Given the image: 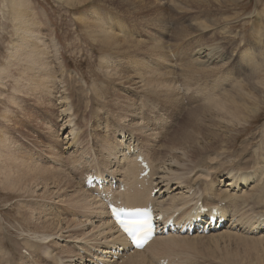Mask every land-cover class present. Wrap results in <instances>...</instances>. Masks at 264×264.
<instances>
[{
	"label": "bare ground",
	"instance_id": "6f19581e",
	"mask_svg": "<svg viewBox=\"0 0 264 264\" xmlns=\"http://www.w3.org/2000/svg\"><path fill=\"white\" fill-rule=\"evenodd\" d=\"M57 1L65 6L74 2ZM9 3L6 8H2V13H6L8 17L14 38L10 42L11 55L7 66L21 68L12 89L13 98L34 101V104L41 105L46 110L58 108L64 121L61 130H67L62 140L63 150L67 151L64 161L58 158L54 149L49 150V155H52L49 161L60 163V167L40 166L34 158L25 159L23 153L12 146L10 139L0 130V187L3 191L23 198L22 206H19L17 212L22 215L27 237L40 243L33 242V246L36 244L37 248L39 245L38 256L43 258L42 261L48 264H85L88 256H91V250L98 251L106 259L123 249V238L110 221L106 205H102L100 200L84 190L75 174L81 169L86 172L91 167H99L100 171L97 168V172L109 173L130 186L138 170L121 151L129 144V140L134 142L136 136L143 144L138 148L149 169V178L143 190L127 185L120 194L112 190L120 196L121 200L117 202L121 206L128 207L126 203L139 206L154 189H158L154 206L163 217L166 213L173 216L176 212L185 217V208L189 210V205L198 201L209 208L221 206L224 216L230 217L227 225L219 232L207 235L209 238L202 240L199 235L155 237L144 250L132 251L127 248L129 254L107 259V264H146L139 257L150 255L148 258H153L151 254L154 255L159 246L163 247L162 244L174 239L190 240L196 252L211 257L229 239L264 243V229L261 228L264 213L257 214L252 209L254 198L259 204L264 203V160H261L264 156V139L262 143L256 142V145L255 138L242 139L257 113V108L252 104L254 92L264 89V58L258 64L259 70L253 78L245 76L248 68L251 67L250 71L256 63L253 58L244 59L248 50L241 54L243 61L235 77H228L227 69L223 70L228 58L223 60V52L216 49L217 46L205 53L203 46L198 45L191 51L189 61L175 60L174 63H169L164 55L166 47L152 35L148 39L151 41L143 42L123 36L121 30L110 31V25L107 28V24L99 20L98 15L95 14L96 18H92L91 14L95 11L90 9L86 14L77 15V19L95 48L100 52L101 48H105L104 51L109 50L106 51L108 54L112 50H131L136 47L135 44H142L149 57L146 58L154 61V64L142 62L138 64L140 68L134 67L130 71L97 64L103 80L109 83V90L105 87L106 84L100 83L98 89L91 93V89L89 92L85 87V79H78L81 94L79 105L83 112H75L74 105L78 102L72 93H66L63 80L52 72L48 61L50 49L56 53L55 39L48 41L43 38L25 0H10ZM123 9L125 10L122 12L133 15L141 13L142 7L128 5ZM208 26L201 23L192 25L191 28L183 29L185 33L179 37L188 36L190 32L187 30L196 33ZM157 29L162 33L167 30L161 23L157 25ZM218 63L221 64L218 66ZM129 66L127 67L130 68ZM174 75L181 82H176ZM8 76L7 68L2 69L0 84ZM234 79L237 81L233 82ZM135 92L139 95L133 99L134 96L131 98L129 94ZM96 101L100 103V111L97 110L100 115L93 113ZM157 101L160 106L156 104ZM189 102L192 103L190 107ZM164 106H173L170 118L161 119L160 116L159 120L148 117L149 114L161 111ZM14 108L20 112L23 109L19 102ZM183 110L186 113L179 120ZM87 112V117L92 116L93 120L78 117ZM8 114L7 109L2 115L7 123L11 122ZM94 131L97 134H92ZM86 140H89V146L86 145ZM91 142H94V153L90 148ZM238 143L240 147L237 150ZM83 147L90 148L88 156L80 153L83 152ZM244 147L252 148L247 160H241L246 152ZM234 152L236 156L230 160ZM253 154L261 158L256 160ZM252 158L260 164L250 168ZM248 217L253 219L251 224L246 222ZM218 246L221 247L217 250ZM79 251H83L85 255L79 254ZM262 261L264 264V259ZM36 262L38 264L37 259Z\"/></svg>",
	"mask_w": 264,
	"mask_h": 264
},
{
	"label": "rangeland",
	"instance_id": "374dc122",
	"mask_svg": "<svg viewBox=\"0 0 264 264\" xmlns=\"http://www.w3.org/2000/svg\"><path fill=\"white\" fill-rule=\"evenodd\" d=\"M25 1L28 9L33 13L34 19L38 24V30L43 38L45 37L48 41L55 39L57 43L56 53L53 49H50L48 61H50L52 72L63 80L61 81L65 85L66 93H72L78 102L74 105L76 106L75 112L77 110L83 112V108L79 105L81 104L79 102L81 94L78 79H85V87L87 86L89 92L91 89V93L95 92L96 88L98 89L100 83L106 84L105 87L109 90V83L103 80L97 64H106L113 69L119 67L121 70L124 69L126 71H130L134 67L140 68L138 64L142 62L148 65L154 64V61L147 59L149 57L146 56L147 53L144 52V45L142 44H135L136 47L131 50H112L108 54L106 51L109 50L104 51L105 48H101V52L95 48L84 34L82 26L77 19V15L86 14L85 12L90 9L93 12L95 11V13L91 14L92 18L95 19V14L96 16L98 15L100 18H97L107 24V28L110 25V31L121 30L123 36L133 37L135 40L143 42L151 41H148V39L152 35L155 40L166 47L164 55L168 62L170 55L174 56V62L175 60L187 62L188 58L191 57V51L198 45L203 46L205 53H209L210 49L217 46L216 49L221 50V53L223 52V60L228 58V62H225L226 64L224 65L226 67L223 70L227 69L228 77H235L239 71V65L243 61L241 54L248 50V54L244 56V59L253 58V62L256 63L250 71L251 67L248 68L245 76L253 78L259 70L258 64L264 58V0H83L84 3L73 0L72 4L66 6L57 0ZM9 2L10 0H0V71L7 68L9 72V76L5 78L3 84H0V130L3 135L5 134L10 139L12 146L23 153L25 159L34 158L33 160H36V163L40 164V166L60 167V163L49 161V158H52V155H49V150L53 149L57 153L58 158L63 161L65 158L62 140L67 130H61V124L64 121L58 108L46 110L41 105L34 104V101L22 98L15 99L12 95V89L16 85L15 81L18 80L21 68L7 66L11 55L10 42L14 38H12V27L6 13L5 15L2 13V8H6L10 4ZM128 5H132L134 8L142 7L141 13L136 12L133 15H129L122 12L125 10L123 8ZM132 16L137 17L134 18ZM152 22L154 23L152 24ZM159 23L165 26L167 29L165 32L157 31ZM200 23L209 26L196 33L195 31L187 30L192 34L186 37H179L182 33H185L183 29L191 28L192 25ZM56 54L57 56H54ZM102 59H106V61ZM110 60L113 61L111 62ZM128 61L131 66H129ZM58 64L59 66L61 65V69ZM220 64L218 63V66ZM174 78L176 82H181L176 75H174ZM234 81L237 80L234 79ZM20 84L23 83L21 82ZM105 87L103 90L106 89ZM138 95L136 92L129 94L131 98L134 96L133 99L138 98ZM18 102L23 108L21 112L14 108V105L18 104ZM99 104V101H96L93 105L94 114H98ZM191 104L189 102L188 107ZM252 104L257 108V113L255 119L247 127L248 131L242 139L255 138L256 145V142L261 141L262 143V139H264V107L262 108L264 105V89H258L257 92H254ZM7 109L9 110L8 120L11 121L8 123L2 119V115L5 114ZM172 110L173 106H164L161 111L152 115L149 114L148 117L159 120L170 118ZM180 113L179 120L185 115L186 111L183 110ZM79 115V118L84 116L92 119V116L87 117L88 112ZM160 116L162 117L161 119ZM84 132H87V130H84ZM92 134H97V132L94 131ZM138 140L136 136L134 142L136 141L135 143L142 147V142ZM262 144H264V141ZM86 145H88L87 142ZM92 147H94V142L90 144L91 151L94 153L95 149H92ZM239 147L240 144L238 143L236 146L237 150ZM90 148L83 147V152L80 153L88 156ZM245 150V155H242L244 157L241 160H247L251 155L248 152L252 148L248 147ZM235 156L236 152L233 153L230 160H233ZM254 156L256 160L261 158V156ZM261 160H264V156ZM257 164H260V162H256L252 158L250 168H252V165ZM241 167L246 168L248 166L241 165ZM97 168L99 167H91L90 169L98 171ZM84 172L83 169L76 172L75 178L77 181L81 180V175ZM22 200L23 198L17 194L3 191L0 187V264H37L36 259L38 264H48L42 261L43 258L41 256H38L39 249L37 248L39 245H37V248L36 244L33 246V242L40 243L27 237L26 225L21 213L17 212L19 206H22ZM245 200L247 199L245 198ZM252 209L257 214H263L264 203L259 204L254 198ZM251 214L253 215V212ZM251 221H253L252 217L246 219V222H250V224ZM238 226L241 228L240 225ZM261 228L264 229V223ZM206 238L209 237L201 236L199 239L203 240ZM213 244L216 249L215 243ZM162 245L163 247L159 246L154 255L151 254L153 258L149 259L150 255H146L139 257L140 260L146 264H263L262 260L264 259V243L256 244L241 239H229L222 247L220 246L221 249L218 246L217 250L220 249V251L214 257L204 255L202 252L201 254L196 252L190 240L174 239ZM171 246H173V249H170ZM21 250L24 252H21ZM172 250H179V252H173ZM58 251V248H56V252ZM25 253L27 254L25 255ZM140 260L139 262H141Z\"/></svg>",
	"mask_w": 264,
	"mask_h": 264
},
{
	"label": "snow or ice",
	"instance_id": "6c2138e0",
	"mask_svg": "<svg viewBox=\"0 0 264 264\" xmlns=\"http://www.w3.org/2000/svg\"><path fill=\"white\" fill-rule=\"evenodd\" d=\"M145 218L133 219L129 221L118 220L123 231L132 238L138 248L143 247L151 237V226L146 218V214H140Z\"/></svg>",
	"mask_w": 264,
	"mask_h": 264
}]
</instances>
